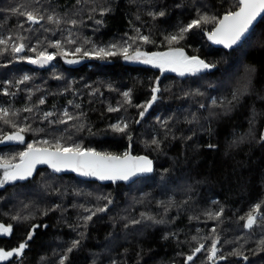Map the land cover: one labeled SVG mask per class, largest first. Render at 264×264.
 Listing matches in <instances>:
<instances>
[{
	"label": "trees",
	"instance_id": "obj_1",
	"mask_svg": "<svg viewBox=\"0 0 264 264\" xmlns=\"http://www.w3.org/2000/svg\"><path fill=\"white\" fill-rule=\"evenodd\" d=\"M237 8V0H0V39L11 38L0 45V51L9 48L0 54V108L9 110L12 122L32 128L23 133V143L0 142V157L16 163L29 143L39 147V141L62 136L63 143L84 150L145 155L154 166L151 175L131 184L101 185L40 169L0 187V224L12 226L11 233L0 234V249L27 243L22 255L0 264H59L65 254V264H264V15L229 51L213 48L203 36L215 23L173 44L166 39L200 14L219 19ZM27 11L45 19L29 23L19 14ZM48 15L60 23L48 22ZM56 41L59 49L52 46ZM125 41L129 54L181 48L215 67L181 76L119 54L104 59L94 54ZM12 43H23L25 50L13 54ZM77 47L82 51L75 52ZM40 51L55 58L43 67L20 58ZM69 58L83 61L68 65ZM153 87L157 99L144 111ZM234 91L242 93L236 100ZM65 111L79 119L50 123ZM125 123L124 133L111 127ZM13 131L0 120V138ZM258 203L262 217L245 229ZM217 212L219 217L208 215ZM217 238V255L209 260ZM73 241L79 245L69 253ZM200 244L205 248L187 261Z\"/></svg>",
	"mask_w": 264,
	"mask_h": 264
},
{
	"label": "snow or ice",
	"instance_id": "obj_2",
	"mask_svg": "<svg viewBox=\"0 0 264 264\" xmlns=\"http://www.w3.org/2000/svg\"><path fill=\"white\" fill-rule=\"evenodd\" d=\"M15 13L18 10L12 9ZM264 13V0H238V10L228 11L219 19L216 16H210L207 14H200L197 18L192 19L187 25L179 29L178 34L170 35L166 37L169 44L178 42L184 38V34L192 31L193 29H199L203 25L215 23V27L207 32L208 39L212 40L214 43L223 44L224 47L230 48L233 45H236L242 38L250 32L253 27L254 21ZM20 15L26 16L27 22L32 24H38L41 20H44L45 17L39 13L32 11L19 12ZM159 15L163 16L164 13L161 12ZM48 22H55L56 24L60 23L59 18H55L53 15L47 16ZM72 24H75L76 21H71ZM47 30V29H46ZM9 39H0V45H8ZM22 39V38H20ZM139 40H142L145 43L150 42L148 36H139ZM74 40L69 39L68 43H74ZM53 47L60 48V42L56 41L52 44ZM130 45L125 41L123 46L118 47L113 44L110 46V49L99 48L96 49L94 54L100 59H104L108 56H115L117 54L122 55L125 60H139L145 64H152L155 67L160 68L162 71L166 68L178 72L181 76L185 73H199L207 69L215 67L206 63L204 60L199 59L196 56H188L185 54L184 50L181 48H172L167 52H154V53H145L141 52L139 49H136L131 54H129ZM9 50L6 47L4 50L0 51V54H3V51ZM25 50V45L23 43H12L10 46V51L13 54H19ZM35 51V49H30ZM82 49L77 47L75 52L79 53ZM67 55L66 52L63 53ZM83 55H90L89 52L84 51ZM21 59H27L31 64H39L41 66L49 64L54 58V54L47 51H40L35 58L30 57H20ZM75 61L69 60L68 63H74ZM246 79L250 80L252 69H246ZM29 77L25 76L23 80H28ZM22 82V81H20ZM19 83V82H18ZM246 90V85H245ZM158 88H152V97L144 106V111H147L148 106H150L157 99L156 93ZM6 94V93H5ZM242 93L233 92V100L238 99L239 95ZM125 99L129 97V93H123ZM40 104L44 103V100L39 101ZM212 103L215 105L217 102L213 100ZM231 103V102H229ZM79 107V105H77ZM203 107V105H202ZM114 111L115 109H109ZM24 111L31 112V108H25ZM12 116H15L16 113L12 112ZM141 116L144 115V112L140 113ZM10 112L6 108H0V120H3L4 124H10L12 128L15 129L10 134L4 135L0 138V142L4 141H18L23 143L24 136L23 133L26 131H31L30 124H16L9 119ZM45 118L52 116V113H45ZM73 119H79V117H74L70 115L67 111L63 113V118L59 121H50V123H60L67 124ZM83 125H81L82 127ZM112 129L117 133H124L128 127L127 123L123 124H114L111 126ZM36 131H43V129H37ZM68 139H71L69 136ZM260 139L264 141V134L261 135ZM63 137L55 138L53 141L44 139L38 143L42 146H37L34 143H29L27 148L18 154L19 162L13 163L8 158L0 157V169L3 170V176L0 178V187L14 182L26 180L29 177H32L33 172L37 165L46 164L54 172H60L63 169H71L72 171L79 172L84 176H96L100 180H129L131 177L152 172V161L149 160L146 156H131L128 152H125L123 156L102 154L95 152L91 149L84 150L80 147L79 144H67L63 143ZM152 144L158 146V141L156 139L152 140ZM209 147H215L210 145ZM110 202V201H109ZM104 208L98 209V211H104ZM261 210V204H256L253 206L252 210L247 214L246 220L244 222L245 229H251L254 224H256L257 219L259 218V212ZM94 215V213H93ZM210 217H219L220 212L215 214L209 213ZM13 219H20V217H13ZM27 219V217H23ZM84 219L91 220L92 215L84 217ZM241 219H244L243 217ZM132 223H139V221H132ZM36 225H33L34 229ZM12 231V226H5L0 224V234H9ZM215 232V229H213ZM33 236L32 230L29 231L28 239L30 240ZM193 239H196L193 237ZM219 243L218 238L213 239L211 242V247L208 250L209 256L208 259L212 260L217 255V245ZM264 243V241H262ZM79 245V241H73L72 246L68 248L67 252L73 251ZM27 247L26 242H21L16 248L12 250L0 249V261L7 260L9 257L20 256ZM205 248V245L200 244L193 250V253L187 256V261H192L194 256L197 253H200L202 249ZM234 255H240L238 250H234L232 253ZM224 259L225 257H220ZM67 259V254L60 259L59 264H65Z\"/></svg>",
	"mask_w": 264,
	"mask_h": 264
},
{
	"label": "water",
	"instance_id": "obj_3",
	"mask_svg": "<svg viewBox=\"0 0 264 264\" xmlns=\"http://www.w3.org/2000/svg\"><path fill=\"white\" fill-rule=\"evenodd\" d=\"M238 2V0H237ZM238 10V8L236 9ZM235 11V10H234ZM224 15V14H223ZM221 15V17L223 16ZM264 13H262L260 16L257 17V19L254 21L253 23V27L252 29L256 26V24L260 21V19L263 17ZM215 27V26H214ZM213 27V28H214ZM212 28V29H213ZM251 29V30H252ZM250 30V32H251ZM207 32L209 31H203L202 34L203 36L205 37L206 41L208 42L209 45H211L213 48H217V49H222V50H225V51H229V50H232L234 48H236L237 46H239L246 38L247 36L249 35L246 34V36L244 38L241 39V41H239L236 45H233L232 47L230 48H226L224 47L223 44H217V43H214L212 40L208 39V36H207ZM7 143V141H4L1 143V145H5ZM131 156L135 157V156H145V155H134L132 154L130 151L128 152ZM123 156V155H122ZM147 157V156H146ZM149 160H151L149 157H147ZM152 161V160H151ZM19 162V161H18ZM17 162V163H18ZM152 168L154 169V166H153V162H152ZM40 169H47L49 172H51L52 174L54 175H73L75 178L81 180V181H85V182H96L98 184H101V185H105V184H109L111 182H113L112 180H100L98 179L96 176H84V175H81L79 172H76V171H72L71 169H63L62 171L60 172H54L51 168L48 167V165L46 164H40V165H37L34 172H33V175ZM153 172V170H152ZM152 172L150 173H144V174H139V175H136V176H133L131 177L129 180H116V181H120L124 184H131L132 182L136 181L137 179L141 178V177H146V176H149L152 174ZM32 175V176H33ZM14 182H17V181H14Z\"/></svg>",
	"mask_w": 264,
	"mask_h": 264
},
{
	"label": "rangeland",
	"instance_id": "obj_4",
	"mask_svg": "<svg viewBox=\"0 0 264 264\" xmlns=\"http://www.w3.org/2000/svg\"><path fill=\"white\" fill-rule=\"evenodd\" d=\"M69 60H73V61H75L74 63H68V61ZM83 60H81V59H78V58H69V59H67L65 62L68 64V65H75V64H79V63H81ZM127 61H129V62H134V63H137V64H142V65H145V66H148V67H152V68H158V67H155V66H153L152 64H145V63H142L141 61H139V60H127ZM34 66H37V67H43V66H41V65H39V64H33ZM48 65V64H47ZM44 66H46V65H44ZM162 71V70H161ZM164 72H171V73H176V74H179L178 72H174V71H171V70H169V69H165V70H163ZM185 74H190V73H185ZM180 75V74H179ZM17 163V162H16ZM0 175H1V177L0 178H2V176H3V170L2 169H0ZM9 258H11V257H9ZM8 258V259H9ZM1 262V261H0Z\"/></svg>",
	"mask_w": 264,
	"mask_h": 264
},
{
	"label": "built area",
	"instance_id": "obj_5",
	"mask_svg": "<svg viewBox=\"0 0 264 264\" xmlns=\"http://www.w3.org/2000/svg\"><path fill=\"white\" fill-rule=\"evenodd\" d=\"M259 217H262V215H259Z\"/></svg>",
	"mask_w": 264,
	"mask_h": 264
}]
</instances>
